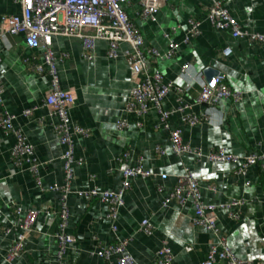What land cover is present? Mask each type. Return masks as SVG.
Returning a JSON list of instances; mask_svg holds the SVG:
<instances>
[{"label":"crops","instance_id":"0c3cea01","mask_svg":"<svg viewBox=\"0 0 264 264\" xmlns=\"http://www.w3.org/2000/svg\"><path fill=\"white\" fill-rule=\"evenodd\" d=\"M210 5V0H166L153 21L141 17L137 2L127 8L144 45L160 53L161 57L150 59L151 72L159 71L167 81L185 88L187 81L181 70L188 63L191 68L187 76L210 70L211 80L222 75L230 89L242 93L240 101L222 100L210 110L197 102L200 87L195 84L182 97L183 103L191 107L187 112L200 119L194 127L184 122L179 112L169 118L167 129L154 109L144 118L127 110L134 85L124 57V52L130 50L128 44H122L120 56L111 59L107 42L97 40L94 58L87 61L79 41L65 36L53 38L52 49L57 56L68 54V58L57 62V67L62 87L75 96L72 120L90 129L88 138L75 139V156L82 163L73 166L74 179L66 202L69 219L65 231L75 238L69 245L67 260L74 264H117L116 260L107 262L98 257L96 252L106 243L123 239L130 240L128 250L135 264H152L164 244L171 249L175 264H198L203 260L217 237L212 231L193 225L192 203L183 208L175 201L168 207L162 203L185 168L198 180L206 204L221 206L236 198L246 200L243 206L218 210V232L236 257L251 264H264V172L253 167L246 176L240 175L232 164L197 160L188 154L178 156L171 148L170 130L179 128L184 141L205 154L217 148L239 156L264 150V44L234 38L228 29L216 30L207 17ZM225 7L245 31L264 33V0H225ZM20 12L16 0H0V21L2 16ZM192 19L200 21V33L185 42ZM0 33V80L4 88L0 114L15 116V127L33 145L42 179L39 186L26 163L15 166L11 157L15 137L0 129V264H54L59 249L56 235L62 222L61 194L48 188L65 183L62 155L66 146L54 129L58 119L51 117L45 106L50 78L37 71L44 62L42 49H29L23 35H12L1 28ZM170 39L179 46L173 58H166ZM226 48L231 50L229 56L223 53ZM177 97L171 92L162 107L176 109ZM30 108L36 110L31 116H24V110ZM120 120L127 121L128 126L119 129ZM138 122H143L142 126ZM157 146L165 150L164 155L156 152ZM124 153H128L127 159L120 163L118 158ZM139 157L143 158L145 169L168 177L132 180L119 214L118 231L114 233L108 218L109 205L88 201L80 193L93 188L118 190L123 170L135 166ZM159 186L163 187L162 192ZM14 205L37 209L41 214L33 234L24 242L23 256L7 262L5 255L10 245L21 235ZM232 213L239 219L232 220ZM144 219L152 225V235L141 231Z\"/></svg>","mask_w":264,"mask_h":264},{"label":"built area","instance_id":"2783aa9c","mask_svg":"<svg viewBox=\"0 0 264 264\" xmlns=\"http://www.w3.org/2000/svg\"><path fill=\"white\" fill-rule=\"evenodd\" d=\"M16 2L20 4V14L2 16L0 28L12 35H23L29 49H42L43 51L44 62L37 66V71L46 73L50 78V89L45 99V106L50 111V116L58 119L54 129L61 143L66 146L62 155L65 183L62 186L51 185L48 188L52 192H60L61 194L60 216L62 222L56 235L59 249L54 255V264H74L67 260L70 251L69 245L75 241V238L65 231L69 219V209L66 202L74 179L73 166L82 163L81 159L75 156V139L79 137L88 138L90 129L82 127L72 120L71 110L75 104V96L70 90L62 87L57 67V62H62L68 58V54L62 53L59 57L57 56L52 49L53 38L65 36L79 41L82 46V56L87 61L94 58L97 40L107 42V55L111 59H117L120 56L121 45L128 44L130 50L124 52V57L129 63L134 85L129 96L127 110L144 118L154 109L160 115V120L167 129H170L167 122L175 112L182 113V120L188 125L194 127L199 124V117L187 112L191 107L189 104L183 103L182 99L195 84L200 87L197 102L210 110H214L222 100L230 99L234 103L240 101L242 93L230 89L222 75L214 77L212 85L207 81L205 72H200L198 76H187L186 74L191 68L188 63L184 64L181 70L182 78L187 81L185 88L174 84L172 81H167L159 71L151 72L149 70L150 59L161 57L160 53L157 49L144 45L140 30L128 17L127 8L132 2H137L141 8V17L153 21L155 13L162 8L166 0H16ZM210 2L207 17L216 30L228 29L234 38L245 39L251 44H264V33L245 31L239 20L225 7V0H210ZM200 25L199 20L192 19L189 21V30L185 42H188L191 37L199 35ZM178 46L174 40L170 39L165 57L173 58L177 53ZM223 53L225 56H229L231 54L230 48L224 49ZM1 61L0 56V63ZM198 79L200 80L198 81ZM3 92L4 88L0 80V106L3 104ZM171 92L178 95L177 102L179 105L176 109L165 110L162 107V102ZM35 110L36 108L26 109L23 115L31 116ZM14 123L15 116L7 112L0 114V129L5 134L11 133L15 137V144L11 152L13 162L15 166L26 163L35 176L37 184L42 186L38 164L33 157V145L26 139L22 130L15 127ZM142 124L143 122L137 123L138 126H142ZM127 126L128 123L125 120L117 122L119 129H124ZM170 141L173 152L178 156L188 154L197 160L205 158L212 163L232 164L236 166L237 173L244 176L253 167H258L261 172H264V150L239 156L229 154L223 148H217L211 149L205 154L200 148H193L185 142L182 130L179 128L170 130ZM156 152L161 155L165 154V150L160 146L156 147ZM127 156L128 153L122 154L118 161L123 163ZM143 163V158L139 157L135 166H129L123 170L121 186L116 191L93 188L80 193L88 201L97 200L109 205L108 218L114 233L118 231L119 214L125 206L124 197L132 187V180L150 177L165 180L168 177L166 174L152 173L144 168ZM158 188L159 192L163 191L162 186ZM172 201H175L181 208L192 203L195 208L193 225L210 230L217 237V241L210 245L205 258L198 264H251L249 261L236 257L217 228L218 210L243 206L246 203L245 199L236 198L221 206L206 204L202 199L198 180L189 169L185 168L184 172L177 176L176 185L173 187L170 196L164 198L163 207H168ZM12 210L18 218L17 227L20 229L21 235L18 240L10 245L5 255L7 262H13L23 256L25 253L24 242L27 237L33 234L41 214L40 210L26 209L17 205H14ZM231 218L236 221L239 216L232 213ZM141 231L152 235L153 227L148 219L141 222ZM9 232L8 229L7 233ZM129 243L130 240L126 239L118 240L115 243H106L100 246L96 255L107 262L116 260L117 264H135V260L128 250ZM187 250L189 251L191 248L188 247ZM174 260L175 257L171 249L164 244L156 252L152 264H175Z\"/></svg>","mask_w":264,"mask_h":264},{"label":"water","instance_id":"95a60500","mask_svg":"<svg viewBox=\"0 0 264 264\" xmlns=\"http://www.w3.org/2000/svg\"><path fill=\"white\" fill-rule=\"evenodd\" d=\"M205 75H206V78H207V81L209 82V84H213V79L211 80V76H212V74H211V71L210 70H207L206 72H205Z\"/></svg>","mask_w":264,"mask_h":264}]
</instances>
